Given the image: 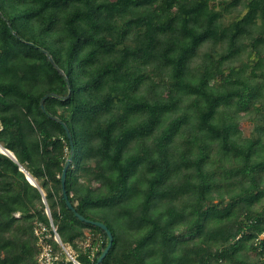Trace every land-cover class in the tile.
Returning a JSON list of instances; mask_svg holds the SVG:
<instances>
[{
    "label": "trees",
    "instance_id": "1",
    "mask_svg": "<svg viewBox=\"0 0 264 264\" xmlns=\"http://www.w3.org/2000/svg\"><path fill=\"white\" fill-rule=\"evenodd\" d=\"M0 147V264H264V0H0Z\"/></svg>",
    "mask_w": 264,
    "mask_h": 264
},
{
    "label": "built area",
    "instance_id": "2",
    "mask_svg": "<svg viewBox=\"0 0 264 264\" xmlns=\"http://www.w3.org/2000/svg\"><path fill=\"white\" fill-rule=\"evenodd\" d=\"M45 229L42 227L35 229V234L38 235V245H39V253L37 255V264H81L77 258L74 252L68 248L65 247L59 237L58 234L51 224V230L53 239L57 242L59 247L61 248L60 252L54 251L52 245L47 242L46 240L42 239L40 236L41 233ZM260 237H264V233L260 235ZM84 246L90 248V254L93 255L94 252L97 250V246H90L88 241L85 242Z\"/></svg>",
    "mask_w": 264,
    "mask_h": 264
},
{
    "label": "water",
    "instance_id": "3",
    "mask_svg": "<svg viewBox=\"0 0 264 264\" xmlns=\"http://www.w3.org/2000/svg\"><path fill=\"white\" fill-rule=\"evenodd\" d=\"M42 102H43V99L40 100V105L41 106H42ZM67 136L69 137L71 149H70V155H69L68 159L65 161V164L63 166V170H62V173H61V187H62L63 198L65 199L67 206L69 208H71L72 206H71L69 200L67 199V194H66L65 189H64L66 169L69 166V164H70V162L72 160V157H73L72 142H71V139H70V136H69L68 132H67ZM0 151H2L3 153H6L10 157L14 158L13 155H12V153L10 151L6 150L5 148L0 147ZM20 169L25 172L27 180L32 185L38 187L37 186V183L35 182V180L25 170H23V168H20ZM76 216L80 220H84V218L81 215L77 214V213H76ZM93 224L96 225V226H98V227H100L101 229H103L106 232V235L108 237L107 246L105 247V249L102 251V253L99 255V257L96 259V262L94 263V264H99L100 261L104 258V256L106 255V253L108 252V250H109V248L111 246L112 235H111L110 231L106 228V226L103 223L98 222V221H93Z\"/></svg>",
    "mask_w": 264,
    "mask_h": 264
},
{
    "label": "rangeland",
    "instance_id": "4",
    "mask_svg": "<svg viewBox=\"0 0 264 264\" xmlns=\"http://www.w3.org/2000/svg\"><path fill=\"white\" fill-rule=\"evenodd\" d=\"M241 126L244 128V130H248V125H247V123L246 122H243L242 124H241Z\"/></svg>",
    "mask_w": 264,
    "mask_h": 264
},
{
    "label": "bare ground",
    "instance_id": "5",
    "mask_svg": "<svg viewBox=\"0 0 264 264\" xmlns=\"http://www.w3.org/2000/svg\"><path fill=\"white\" fill-rule=\"evenodd\" d=\"M2 152V151H1ZM3 153V152H2ZM45 211H46V214L49 216V212H48V209L46 208L45 209ZM40 229L42 228V227H39Z\"/></svg>",
    "mask_w": 264,
    "mask_h": 264
}]
</instances>
